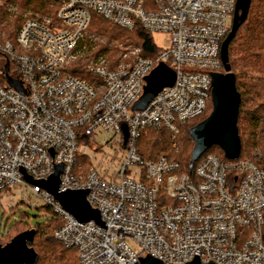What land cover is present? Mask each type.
I'll use <instances>...</instances> for the list:
<instances>
[{
    "label": "built area",
    "instance_id": "obj_1",
    "mask_svg": "<svg viewBox=\"0 0 264 264\" xmlns=\"http://www.w3.org/2000/svg\"><path fill=\"white\" fill-rule=\"evenodd\" d=\"M53 2L54 18L23 21L15 40L22 54L0 42V204L41 201L61 221L54 239L75 250L76 264H141L146 256L162 264H264L263 168L208 154L190 178L177 163L147 162L136 152L142 131L165 129L173 141L179 126L206 112L211 75L224 72L220 47L237 0ZM92 14L123 30L165 34L167 46L147 58L131 51L114 69L94 62L88 71L100 80L96 86L69 76ZM160 64L175 73L173 86L132 111ZM105 146L123 154L119 167L105 166L106 175L99 164L84 174L82 160L102 157ZM59 165L58 192L87 191L103 227L78 222L25 179L46 181Z\"/></svg>",
    "mask_w": 264,
    "mask_h": 264
},
{
    "label": "trees",
    "instance_id": "obj_2",
    "mask_svg": "<svg viewBox=\"0 0 264 264\" xmlns=\"http://www.w3.org/2000/svg\"><path fill=\"white\" fill-rule=\"evenodd\" d=\"M7 1L17 4L20 8H30L41 14L51 12L46 9V6L50 4L48 1V4L43 3V0ZM4 17L5 14L0 11V26L2 24L1 30L5 32L4 39L0 37V41L14 44L19 20H15V23L11 25L7 22L3 23ZM87 31L100 39L133 46L139 49L141 56L145 58L155 56L159 51L154 46L151 35L140 27L137 26L131 31L123 30L105 22L96 14L91 15ZM81 46L83 43L78 45V50ZM98 54L107 57L111 69L121 63L120 58L115 56V52L107 48L99 47L95 55L99 56ZM84 62V60L74 61L67 67L66 74L91 84L96 77L86 69ZM228 65L235 75V88L240 98L237 117V134L240 141L239 160H252L258 167L264 169V0H251L246 21L238 29L229 45ZM211 107L210 101L207 109L209 108L210 111ZM205 117L202 115L179 126V134L173 141L165 129L142 131L136 143L138 156L147 162L165 158L169 162L177 163L181 173L193 178L197 163H193L191 159L194 144L189 130L203 122ZM208 154L226 160L223 151L218 147L209 149L204 156ZM256 154L261 156L260 160L254 158ZM85 160H82L84 174L89 168ZM45 210L48 211V209ZM60 226L61 221L52 217L46 224H37L33 227L35 236L32 248L38 255L36 264H76L75 250L65 248L54 239V232ZM27 230H29L28 227L16 224L9 231L15 234L12 237L14 238ZM4 236L6 235L0 234L1 245L7 244L12 239L10 237L7 241H3Z\"/></svg>",
    "mask_w": 264,
    "mask_h": 264
},
{
    "label": "water",
    "instance_id": "obj_3",
    "mask_svg": "<svg viewBox=\"0 0 264 264\" xmlns=\"http://www.w3.org/2000/svg\"><path fill=\"white\" fill-rule=\"evenodd\" d=\"M251 0H237L232 27L220 47V60L223 73L212 74L211 114L201 123L189 130L193 141L191 159L196 163L209 149L218 147L223 151L226 160L235 161L240 156V141L237 134V117L240 103L235 88V75L228 65V48L238 29L246 21ZM9 87L22 92L18 82L6 78ZM175 82V73L164 64H160L146 78L143 94L132 106V111H143L149 103L164 89ZM125 132L126 129L123 128ZM62 166H56L53 175L46 181L36 182L26 177V181L39 186L53 196L61 208L80 223L94 222L103 227L99 213L90 208L86 201L87 191L58 192L59 175ZM35 230L29 229L12 238L7 244H0V264H36L38 255L32 248ZM141 264H162L146 256L140 259ZM187 264H200L195 258ZM213 264V263H209Z\"/></svg>",
    "mask_w": 264,
    "mask_h": 264
},
{
    "label": "rangeland",
    "instance_id": "obj_4",
    "mask_svg": "<svg viewBox=\"0 0 264 264\" xmlns=\"http://www.w3.org/2000/svg\"><path fill=\"white\" fill-rule=\"evenodd\" d=\"M43 3L50 2L49 5H45L46 9H49L48 14H41L38 12H35L31 10L30 8H20L17 6V4H12L8 2L7 0H0V11L5 14V19L3 18V23L7 22L11 25L15 23V20H19L17 22V26L19 27L17 29V33L23 23V21L28 17H38V18H45V19H52L54 18L57 5L53 2V0H43ZM2 26V24H1ZM0 26V37L4 39L5 32L1 30ZM154 46L158 50L165 49L167 46L168 36L165 34H159V33H152L150 34ZM16 40V39H15ZM0 42H6V41H0ZM81 44L83 43V46L79 48L78 55L74 61L77 60H84V64H86V69L88 70V67L92 66L94 62L103 61L105 64L109 67V60H107V57L103 54H98L99 56H96L95 53L99 49V47L107 48L108 50H111L115 52V56L119 57L121 60V63L124 61H128L131 59V51L136 50L135 47L130 45H124L115 41H108L106 39H100L99 37H96L86 30L84 34V39L81 40ZM15 50V53L22 54V52L18 49L16 45V41H14V44H12ZM110 52V51H109ZM127 54V57L124 58V55ZM126 59V60H125ZM124 60V61H123ZM73 61V62H74ZM120 63V64H121ZM119 64V65H120ZM118 66V65H117ZM115 66V67H117ZM113 67V68H115ZM93 86L99 85L100 80L98 78H95L94 81L91 83ZM212 112V107L209 111V108L206 110L204 117L207 118ZM147 132V131H145ZM103 137V136H102ZM102 137H99V141H102ZM105 138V137H104ZM110 146H105L102 148V157H95V159H86L87 166L97 168L100 164V170L102 173L109 175L110 170L105 168V166H111L112 168L119 167V161L121 160V156L123 154H119L116 152L115 148ZM89 151L91 149L89 148ZM105 154V155H104ZM106 155L109 156L110 159L106 157ZM33 205V206H32ZM45 206L41 201H36L34 198L28 199L27 203L20 204L18 201L16 202H8L6 201L4 205L0 204V234L6 235L3 237V241H7L10 237L12 238L15 234L10 233L9 230H11L16 224H21L23 226L28 227L29 229H32L37 224H46L49 222L52 218L51 215L48 213V211L45 210ZM7 233V234H6ZM127 245L132 249L135 250V245L130 240L127 241ZM76 254V253H75Z\"/></svg>",
    "mask_w": 264,
    "mask_h": 264
}]
</instances>
